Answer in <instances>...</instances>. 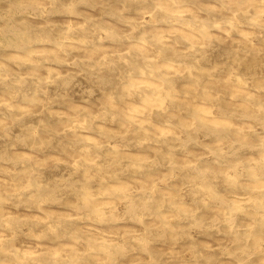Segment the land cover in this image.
Segmentation results:
<instances>
[{"label": "clouds", "instance_id": "obj_1", "mask_svg": "<svg viewBox=\"0 0 264 264\" xmlns=\"http://www.w3.org/2000/svg\"><path fill=\"white\" fill-rule=\"evenodd\" d=\"M0 264H264V0H0Z\"/></svg>", "mask_w": 264, "mask_h": 264}]
</instances>
